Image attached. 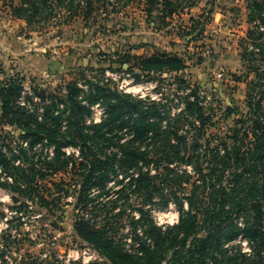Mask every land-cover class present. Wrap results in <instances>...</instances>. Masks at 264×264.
Instances as JSON below:
<instances>
[{
	"label": "rangeland",
	"instance_id": "1",
	"mask_svg": "<svg viewBox=\"0 0 264 264\" xmlns=\"http://www.w3.org/2000/svg\"><path fill=\"white\" fill-rule=\"evenodd\" d=\"M20 2L0 0V90L17 82L21 87L17 102L37 120L45 118L49 107L63 118L62 130L72 133L64 97L68 84L76 82L81 88L78 100L90 111L83 120L88 129L109 116L107 104L95 97L101 86L160 102L167 110L164 125L188 112V100L198 97L209 118L201 130L181 119L179 132L187 140H234L230 137L234 128L244 138L252 122L248 92L259 68H264L263 45L248 37L254 26L248 0H50L47 15L33 22L12 9ZM162 52L179 56L185 67L178 72L142 67L144 58ZM2 112L0 99V140L19 150L23 140L31 138H24L21 127ZM117 135L121 140L134 137L130 126ZM64 149L75 154L72 161L55 172L38 164L45 176L36 174L41 186L32 197L0 187V264H106L108 258L77 232L75 225L82 217L99 224L105 214L111 221L121 218L124 225L119 232L130 244V217L139 214L140 200L133 195L135 208H127L122 217L117 215L120 198L102 214L91 204L106 202L113 192L96 196L99 191L91 189L88 206H83L79 147ZM54 151L53 145L37 144L29 156L43 162ZM24 163L29 167L30 162ZM151 210L160 224L179 221L174 203ZM241 245L249 249L245 240Z\"/></svg>",
	"mask_w": 264,
	"mask_h": 264
},
{
	"label": "trees",
	"instance_id": "2",
	"mask_svg": "<svg viewBox=\"0 0 264 264\" xmlns=\"http://www.w3.org/2000/svg\"><path fill=\"white\" fill-rule=\"evenodd\" d=\"M49 5L50 0H22L12 4V9L33 22L47 15ZM248 6L254 22L248 37L263 45L260 52L264 55V0H248ZM254 51H250L252 55ZM141 65L156 72H178L185 67L179 56L166 52L144 58ZM258 74L248 92L252 122L244 138L234 128L230 134L234 140H187L179 132V122L185 118L197 130L205 126L209 116L198 97L188 100V112L164 125L167 110L160 102H147L101 86H97L100 94L95 97L107 104L109 116L88 129L83 120L90 111L78 100L81 88L76 82L68 84L64 97L73 129L72 133L65 132L63 118L49 107L42 120L23 110L16 100L21 87L11 82L0 90L2 116L18 124L21 135L31 140H23L16 151L8 140H0V187L32 197L41 186L36 174L45 176L41 166L47 165L54 172L65 169L75 154H68L64 148L78 146L84 177L80 189L83 206H88L91 189L99 191L96 196L113 192L106 202L95 199L91 204L102 214L119 198L122 208L118 217L127 208H135L133 195L141 202L139 214L130 217V244L119 232L124 225L121 218L111 221L105 214L100 224L83 217L76 222L80 236L108 258L106 264H264V68H259ZM259 86L261 90L256 92ZM193 93H197L195 88ZM126 126L133 131V140L118 137L117 131ZM37 144L54 146L50 160L30 159L29 152ZM26 161L29 167L24 166ZM109 181L118 182V187L109 186ZM171 203L176 205L179 221L160 224L152 206L164 209ZM242 240L248 250L241 245Z\"/></svg>",
	"mask_w": 264,
	"mask_h": 264
}]
</instances>
